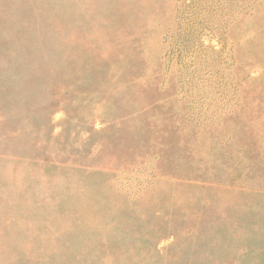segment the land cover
Masks as SVG:
<instances>
[{
	"label": "rangeland",
	"instance_id": "1",
	"mask_svg": "<svg viewBox=\"0 0 264 264\" xmlns=\"http://www.w3.org/2000/svg\"><path fill=\"white\" fill-rule=\"evenodd\" d=\"M0 264H264V0H0Z\"/></svg>",
	"mask_w": 264,
	"mask_h": 264
}]
</instances>
